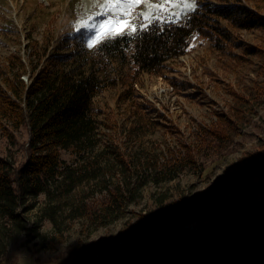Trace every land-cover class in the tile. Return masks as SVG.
I'll return each instance as SVG.
<instances>
[{"label":"rangeland","instance_id":"374dc122","mask_svg":"<svg viewBox=\"0 0 264 264\" xmlns=\"http://www.w3.org/2000/svg\"><path fill=\"white\" fill-rule=\"evenodd\" d=\"M164 8L167 13L157 11L169 16L180 11L179 5ZM99 10L94 0H0V87H4L3 78L12 80L13 74L21 72L19 62L25 66L20 79L27 86L31 75L28 59L36 43L77 33V21ZM133 11L147 12L148 5H137ZM235 35L240 46L226 44L223 52L206 38L192 36L188 53L170 62L165 76H144L142 86L134 85L136 94L128 101L119 100L120 87L98 94L93 108L99 111L100 142L94 155L102 151L100 174L70 193L54 192L30 200L26 205L32 208L24 213L21 229L13 224L4 228L0 221V264H141L146 237L152 238L156 232L167 235L171 230L168 220L186 219L182 223L186 233L197 227L211 228L218 221L235 223L226 201L231 191L241 192L245 185H257L264 179V164L255 162L264 149V75L259 73L258 59L244 52L247 46L264 44V35L259 30ZM237 96L242 98L243 112L242 119L234 122L231 139L218 144L204 137L201 147L198 143L199 153L197 147L192 149L194 163L172 172V180L158 181L165 176L158 174L154 180L151 171L144 173L145 158L162 153L156 167L159 172L167 158L182 156V147L190 146L199 127L209 128L223 113L232 119ZM132 111H137L135 117ZM133 125H138L136 132ZM28 139L25 123L0 127V156L10 157L15 167L20 166L28 155ZM207 143H211L208 150ZM61 157L68 165L76 161L66 152ZM128 164L129 175L134 177L136 166L139 177L143 173L149 177L139 198L112 223L99 224L91 216L85 217L106 186L125 180L120 169ZM125 181L133 187L132 178ZM216 199H221L220 209L198 217L197 207ZM205 209L213 208L209 204ZM120 238L121 252L112 242Z\"/></svg>","mask_w":264,"mask_h":264},{"label":"trees","instance_id":"16d2710c","mask_svg":"<svg viewBox=\"0 0 264 264\" xmlns=\"http://www.w3.org/2000/svg\"><path fill=\"white\" fill-rule=\"evenodd\" d=\"M174 19L161 13L158 20L148 22L146 30L104 47L87 48L89 35L83 30L54 42L49 39L36 43L28 59L29 84L26 86L20 79L26 72L20 62L17 67L21 72L13 74L12 80L2 79L0 127L25 123L29 135L23 164L15 167L10 157L0 156V221L4 228L10 224L22 228L24 213L32 208L26 205L30 200L40 195L50 197L54 192L70 193L100 174L102 151L94 155L100 142L99 111L93 108L98 94L109 87H120L123 89L119 100L128 101L136 94L134 85L142 86L144 76H165L168 64L188 53L194 35L211 41L222 52L226 44L240 46L235 35L240 31L259 30L264 35V0H226L225 4L197 0L195 11L181 20L173 22ZM51 44L53 48L49 49ZM244 52L258 59L259 73L264 75V44L247 46ZM234 102L238 108L231 109L232 119L223 113L209 128L199 127L190 146L182 147V156L167 158L159 167L160 173L156 167L162 153L145 158L141 165L144 173L151 171L154 180L158 174L165 176L158 181L172 180V172L194 163L192 149L197 147L199 153L198 143L201 147L204 137L213 143H226L234 133V122L242 119V98L237 96ZM132 113L135 117L137 111ZM137 128L133 125L132 130L136 132ZM61 152L74 156V165L66 164ZM130 168L128 164L120 170L125 180L132 178L133 187L125 180L106 186L85 217L108 224L123 216L124 209L139 198V190L148 177L144 173L139 177L136 166L133 177L129 175ZM226 201L235 223L218 221L211 228L197 227L186 233L182 230L186 219L168 220L171 230L167 235L156 232L153 238L146 237L147 250L141 264H264V179L257 185H245ZM220 203L221 199L206 202L197 207L196 213L207 214L205 207L209 204L215 213Z\"/></svg>","mask_w":264,"mask_h":264},{"label":"snow or ice","instance_id":"6c2138e0","mask_svg":"<svg viewBox=\"0 0 264 264\" xmlns=\"http://www.w3.org/2000/svg\"><path fill=\"white\" fill-rule=\"evenodd\" d=\"M94 3L99 5L100 10L78 20L74 25L77 32L83 30L89 34L86 42V47L89 49H92L94 45L104 47L121 38L134 37L138 30H146L149 27L148 22L160 18L161 13L157 9H162L165 13L168 12L164 5L180 6L179 12L170 14L175 19H179L181 13H190L197 8V0H94ZM141 4L148 5L147 12L133 11L135 6ZM118 24H123L124 27H115ZM106 25L113 27L106 29ZM126 28L130 30L125 31Z\"/></svg>","mask_w":264,"mask_h":264},{"label":"bare ground","instance_id":"6f19581e","mask_svg":"<svg viewBox=\"0 0 264 264\" xmlns=\"http://www.w3.org/2000/svg\"><path fill=\"white\" fill-rule=\"evenodd\" d=\"M170 88H171V90L173 89L172 86H170ZM262 157H264V149H263L262 153H260V154L257 155V158L255 159V162L259 161V159L262 158ZM231 192H233V191H231ZM195 230H196V228H195L194 230H189V231H195ZM119 240H120V239L115 240V241L113 242L114 245H116V244L119 242ZM120 241H121V240H120Z\"/></svg>","mask_w":264,"mask_h":264},{"label":"built area","instance_id":"2783aa9c","mask_svg":"<svg viewBox=\"0 0 264 264\" xmlns=\"http://www.w3.org/2000/svg\"><path fill=\"white\" fill-rule=\"evenodd\" d=\"M257 164H264V157L260 158L259 161H257ZM233 193V192H231ZM230 193V194H231ZM211 213V212H210ZM115 247H117L118 251H121L122 249V243L121 241L119 240V242L115 245Z\"/></svg>","mask_w":264,"mask_h":264},{"label":"water","instance_id":"95a60500","mask_svg":"<svg viewBox=\"0 0 264 264\" xmlns=\"http://www.w3.org/2000/svg\"><path fill=\"white\" fill-rule=\"evenodd\" d=\"M213 210L214 209H210V210H208V212L207 213H210V212H212L213 213ZM198 217H202V216H198ZM197 226V225H196ZM152 238H153V236H152ZM115 240H117V239H115ZM115 240H113L112 242H114ZM120 240H121V243H122V239L120 238ZM121 251H122V249H121ZM121 251H119V252H121ZM116 264H120L119 262H115Z\"/></svg>","mask_w":264,"mask_h":264},{"label":"crops","instance_id":"0c3cea01","mask_svg":"<svg viewBox=\"0 0 264 264\" xmlns=\"http://www.w3.org/2000/svg\"><path fill=\"white\" fill-rule=\"evenodd\" d=\"M126 262H128V263H129V262H131V261H129V260L127 259V260H126Z\"/></svg>","mask_w":264,"mask_h":264}]
</instances>
